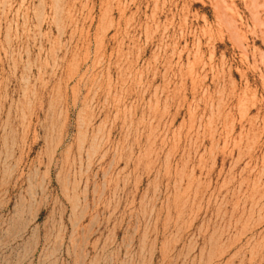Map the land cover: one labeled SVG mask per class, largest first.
<instances>
[{"label":"rangeland","instance_id":"obj_1","mask_svg":"<svg viewBox=\"0 0 264 264\" xmlns=\"http://www.w3.org/2000/svg\"><path fill=\"white\" fill-rule=\"evenodd\" d=\"M0 264H264V0H0Z\"/></svg>","mask_w":264,"mask_h":264}]
</instances>
